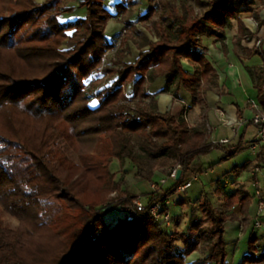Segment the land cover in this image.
Wrapping results in <instances>:
<instances>
[{"label": "trees", "instance_id": "1", "mask_svg": "<svg viewBox=\"0 0 264 264\" xmlns=\"http://www.w3.org/2000/svg\"><path fill=\"white\" fill-rule=\"evenodd\" d=\"M67 1L0 0V264H228L225 224L238 215L228 211L239 204L245 216L248 193L225 195L222 211L202 199L200 209L211 231L201 239L190 227L176 234L146 211L110 225L99 210L123 184L110 172L114 159L121 166L128 160L150 184L158 168L181 165L172 186L146 194L149 203H166L179 185L205 172L201 155L220 148L226 160L247 146L242 136L237 145L221 147L208 140L205 125L190 127L184 117L160 113L154 99L147 103V87L164 76L163 92L179 97L186 91L193 102L201 100V89L218 82L203 37L223 42L234 21L239 42L251 37L241 15L253 14L263 25L261 0H159V13L148 0L140 21L151 22L148 29L158 40L129 30L115 58L104 63L102 77L91 83L87 80L115 46L106 37L114 15L105 0H83L86 16L64 24L59 15L69 11ZM129 39L140 49L134 63L124 62ZM65 40L68 48L63 49ZM145 46L149 49L142 50ZM184 59L196 65L193 74L185 70ZM105 79L113 81L103 86ZM135 79L128 100L125 88ZM257 89L264 107V71ZM263 165L264 145L251 166ZM41 187L50 199L40 195ZM2 213L17 219L24 232L10 226ZM257 240L251 233L243 264H264ZM202 245L206 255L187 263Z\"/></svg>", "mask_w": 264, "mask_h": 264}, {"label": "crops", "instance_id": "2", "mask_svg": "<svg viewBox=\"0 0 264 264\" xmlns=\"http://www.w3.org/2000/svg\"><path fill=\"white\" fill-rule=\"evenodd\" d=\"M81 2L82 0H68L66 6L69 8V11L62 12L59 15L60 22L68 24L84 18L87 10L85 6L81 5ZM118 3H120V7L117 6ZM259 3L263 5L259 14L261 20L263 21V29L259 35L264 37V3L262 0L261 2L259 1ZM149 5L150 3L148 0H105V6L110 13L114 15V17L108 21L106 26V37L109 42H113L115 44V47H113L112 50H117V44H120L122 38L121 32L124 30L126 31L127 29L140 31L151 41L158 40V37L151 33L149 29L146 30L143 27H133L136 16L138 17L139 15H144L148 11ZM250 15V13H246L241 16L245 26L251 31V33L254 34L255 27L248 19ZM73 32L74 28L67 30L69 35ZM237 34L238 27L236 21H234L233 26L226 30V39L223 42L215 41L214 38L203 37V43L207 46L205 57L215 68L218 74V82L206 90L201 89V100L197 99L196 102H193L190 94L186 91H183L179 97H175L170 92H163L162 90L166 85V79L164 76L156 78L154 82L149 84L147 91L150 94L148 99L151 101L154 99L156 101V106L160 113L173 112L176 117H184L190 127L205 125L209 133L208 140L210 142L216 143L221 139L229 138L230 141L221 145V147H233L239 143L241 137L243 136L248 148V142L256 134V128L251 123L238 125V122L242 119H250L256 111H264V107L259 102L257 89L259 74L261 71H264V43L262 45V53H260L256 48L252 47L253 41L250 42L248 46L242 45L241 41L244 38H242L239 42L237 40ZM135 38H137V36H135ZM124 47L127 49V55L124 58V62L134 63L140 54L138 45L132 39H129L124 44ZM148 49V46L142 48V50ZM253 53L260 54L263 59V63L260 65L245 66L248 75L247 78L250 79L249 84L255 89L256 97L249 93L246 87L242 92L238 91V88L242 85V81H244L239 64L245 65V61L250 59ZM110 59L111 57H108L106 61L109 63ZM182 64L185 70H187L190 74L195 72L196 65L190 63L187 59L182 60ZM101 77L102 72H96L87 80V82L91 83L93 80ZM135 81L136 79L125 88V94L128 99H131L134 94ZM241 96L244 98V103L240 102ZM251 100L258 103L257 109L252 106ZM220 112H222L223 115H221ZM219 152L221 155H225L221 149ZM257 154L258 153L252 152L254 159L245 162V165L248 167L246 169L249 170V182L253 186L256 185V182H264V172L259 173L257 176L253 174V166L251 165L255 162ZM211 172L212 171L205 170L204 174L209 175ZM158 174L162 175L164 173L156 171L155 175ZM200 175L201 174H199L194 180H199ZM259 175H262L263 180H260ZM238 190L244 191L242 186H240ZM231 194L233 193L228 195ZM184 199V195L177 192L173 196L169 197L165 203L169 213L171 210L175 215L179 214L177 215L179 220L175 218L174 223H172V225L174 224L175 229L169 227L170 230L172 229L173 231L185 232L190 227L189 225L187 229H183L180 226L184 215L183 213H180L179 204L182 203L181 201ZM176 205L178 206L175 207ZM233 208L236 209L234 212L238 213L240 205L236 204ZM217 209L220 210L219 208ZM255 219L257 220L256 213ZM242 226L245 230L247 225ZM262 226L263 223L261 227ZM240 229L242 230V227H240ZM256 229L254 227L253 231Z\"/></svg>", "mask_w": 264, "mask_h": 264}, {"label": "rangeland", "instance_id": "3", "mask_svg": "<svg viewBox=\"0 0 264 264\" xmlns=\"http://www.w3.org/2000/svg\"><path fill=\"white\" fill-rule=\"evenodd\" d=\"M43 1V0H38ZM83 1V0H82ZM68 2V1H67ZM159 0H152V5H157L158 13L161 10L160 5L157 3ZM67 4V3H66ZM67 7V6H66ZM197 11H199V8H197ZM254 16L253 14H251ZM140 16H136L135 24L133 25L134 28L137 27H143L144 29H148L151 22L143 23L140 21ZM155 19H158V14L154 15ZM129 30H124L121 32V37L123 38L126 33H128ZM131 33V32H130ZM68 34V33H67ZM69 35V34H68ZM71 35V34H70ZM69 35V36H70ZM137 36V41H141V37ZM121 38V42H122ZM248 38V37H247ZM250 38V37H249ZM134 41V40H133ZM139 41V42H140ZM118 43V48L121 45ZM136 42V41H134ZM115 47V46H114ZM61 48L66 49L67 46V40L63 42L61 45ZM117 48V50H118ZM117 50H108L106 51L103 60L102 65L99 68V71H102L104 63H108L106 59L108 57H111V59L115 58V53ZM263 63L262 56L258 53H253L247 61H245V65L239 64L241 73L244 77V81H242V85H240V88H238V91L242 92L245 90L244 88L248 90L249 93H251L253 96L256 97V91L252 87V85L249 84V78L246 72L245 66H254V65H260ZM98 71V72H99ZM259 79V77H258ZM113 79L104 80L103 86L105 84L109 85ZM89 83V82H87ZM128 98V97H127ZM130 100V99H128ZM151 102L150 99H147V103ZM244 103V98L241 96V101ZM92 103H95L93 101ZM220 149L214 148L211 152L201 155L198 158V162L201 165V167L205 170L212 171L209 175H205L204 173L200 175L199 180H193V185L190 189L187 190L186 194L184 195L185 202L180 203V213H183V221L181 222V228L187 229L190 225V231L199 236L200 239L207 233L211 231V225L203 218L202 211L200 209V201L202 199L209 200L215 208H219V211L225 210L224 206V196L228 195L230 193H234L238 190L240 186L243 187V192L248 193L251 197V202L248 205L247 208V214L245 216H242L239 214L237 217L229 218L225 224V240L227 242L226 251H227V257L226 261L228 264H243V259L246 254L249 253V237L251 236V233H255L257 236V253L261 254L264 251V216L261 217V221L263 223V226L261 228L256 229L255 225V213H256V207H257V200H256V191L257 186L264 189V182L261 183L260 180H263L262 175H259L260 180L258 184L255 186L250 184V175L248 169H241L240 166L245 164L246 161L254 159L252 152L247 148V146L236 153L235 155L229 157L226 160H223V155L219 152ZM256 166H253V168ZM169 168L161 169L158 168L156 171H161L164 174H158L154 175L152 181L159 183L161 178L165 176V174L168 172ZM110 172L116 173L115 174V181L122 182V186L119 189H113L112 192L109 195V200H107L103 207H101V210L104 211V221L106 224L114 225L119 219L125 218L127 215L131 216L128 212H126L125 208L128 206H131L135 200H137L139 197L141 198V201L144 204L149 203V197L146 195L147 193H151V184L150 182L146 180H141L140 177L137 174L136 169L133 167V165L127 160L125 164L122 166L120 165L119 161L117 159H114L110 165ZM175 183L173 179H170L168 183L165 185L164 188H168L172 186ZM126 191V192H123ZM138 194V197L136 199H131L130 194ZM40 195L45 199H50L48 192L41 187L40 188ZM129 200H132L130 204L125 205L124 202ZM176 205L175 207H177ZM236 209L232 208L230 211H228L229 215L234 213ZM170 214L172 218H177L179 214L175 215L171 210ZM2 217L5 219V221L12 226L13 228L17 229L20 232H24V228L22 224L15 218L2 213ZM174 223V220H173ZM162 225V224H160ZM246 226L245 230L244 227ZM163 226V225H162ZM242 227V230L240 229ZM255 227V231H253V228ZM172 229H175L174 224L171 225ZM171 229V231H172ZM176 234L180 235L181 232L176 231ZM178 237L177 245L180 247H183V243L180 237ZM206 255L205 247L202 245L198 248L193 254H191L189 257H187L186 261L187 263H192L193 261L204 257ZM207 264H215L214 262H209ZM244 264H251V263H244Z\"/></svg>", "mask_w": 264, "mask_h": 264}, {"label": "built area", "instance_id": "4", "mask_svg": "<svg viewBox=\"0 0 264 264\" xmlns=\"http://www.w3.org/2000/svg\"><path fill=\"white\" fill-rule=\"evenodd\" d=\"M264 3V0H262ZM248 19L252 22V25L255 27L254 34L252 33L251 38L245 37L242 39L241 43L244 46H248L250 42L253 41V48H256L260 53H262V45L264 43V37L259 34L262 32L263 25L259 24V21L255 16L250 15ZM259 35V36H258ZM252 106L254 108H258V103L256 101L251 100ZM223 115L222 112H220ZM247 123H251L256 128V134L254 137L248 142V148L253 153H258L260 148L264 145V111H256L254 115L250 119H242L238 122V125H244ZM230 141L229 138L221 139L215 144L223 145ZM182 170L181 165H175L168 169V172L164 177L161 178L159 183L152 182L151 190L154 193H159L163 190L165 185L168 183L170 179L177 180V172L178 170ZM264 172L263 166H256L253 168V174L257 176L259 173ZM181 176V175H180ZM198 176V175H197ZM197 176L193 177L191 180L185 182L182 185L177 187V192L181 194H186L187 190L192 186V182ZM258 181V180H257ZM258 184V182H256ZM256 200H257V212L255 221L256 228H261L262 222L260 221L261 217L264 216V189L257 186L256 191ZM126 212H128L131 216L138 215L140 212L146 211L151 216L155 218L157 222L164 225L165 227H171L173 223V218L168 210H166V204L162 202H152L148 204H144L139 197L137 200L133 202L131 206L125 208Z\"/></svg>", "mask_w": 264, "mask_h": 264}, {"label": "water", "instance_id": "5", "mask_svg": "<svg viewBox=\"0 0 264 264\" xmlns=\"http://www.w3.org/2000/svg\"><path fill=\"white\" fill-rule=\"evenodd\" d=\"M181 173H182V170H181V169H179V170H178V172H177V177H176L177 179H179V178H180V175H181Z\"/></svg>", "mask_w": 264, "mask_h": 264}]
</instances>
